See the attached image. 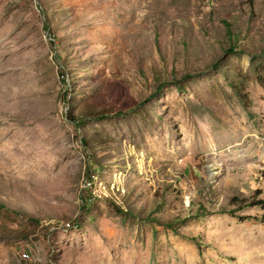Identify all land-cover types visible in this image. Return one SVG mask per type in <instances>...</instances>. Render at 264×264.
<instances>
[{
	"label": "rangeland",
	"instance_id": "obj_1",
	"mask_svg": "<svg viewBox=\"0 0 264 264\" xmlns=\"http://www.w3.org/2000/svg\"><path fill=\"white\" fill-rule=\"evenodd\" d=\"M249 1L0 0V264H264Z\"/></svg>",
	"mask_w": 264,
	"mask_h": 264
},
{
	"label": "trees",
	"instance_id": "obj_2",
	"mask_svg": "<svg viewBox=\"0 0 264 264\" xmlns=\"http://www.w3.org/2000/svg\"><path fill=\"white\" fill-rule=\"evenodd\" d=\"M250 4H252V0L249 1ZM223 23L225 24V26L227 27L226 29L229 28V25H228V21L226 20H223ZM232 35V34H231ZM230 33H229V36H231ZM232 50L234 49L233 47L231 48ZM260 193V192H259ZM231 203H233L237 210H241L247 206H256V205H262L264 204V199H257V200H246V199H239V198H236V197H232V199L230 200ZM221 210L220 211H228V212H233V210H229V209H226V208H220ZM203 214L202 212L199 213V215Z\"/></svg>",
	"mask_w": 264,
	"mask_h": 264
},
{
	"label": "built area",
	"instance_id": "obj_3",
	"mask_svg": "<svg viewBox=\"0 0 264 264\" xmlns=\"http://www.w3.org/2000/svg\"><path fill=\"white\" fill-rule=\"evenodd\" d=\"M84 186L88 189H91L92 188V185L94 184L93 181H90L89 179L84 181Z\"/></svg>",
	"mask_w": 264,
	"mask_h": 264
}]
</instances>
